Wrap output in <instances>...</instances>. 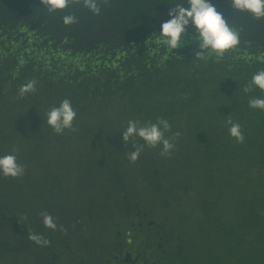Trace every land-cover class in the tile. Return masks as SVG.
Segmentation results:
<instances>
[{
	"label": "trees",
	"instance_id": "obj_1",
	"mask_svg": "<svg viewBox=\"0 0 264 264\" xmlns=\"http://www.w3.org/2000/svg\"><path fill=\"white\" fill-rule=\"evenodd\" d=\"M210 2L239 30L240 43L223 57L208 51L200 60L191 25L172 52L157 39L169 10L188 7L187 0H97L98 15L83 0L53 13L40 0H0V156L67 135L53 131L46 113L69 99L77 113L70 135L82 144L79 153L93 145L130 153L145 142H124L129 120L141 126L167 120L165 136L180 133L171 155H160L162 145L145 146L141 154L176 161L181 169L193 160L220 169L214 166L219 161L240 163L242 172L245 162L259 168L264 182V111L249 107L264 91L243 90L264 70V18L234 11L230 0ZM65 15L77 22L65 25ZM33 79L35 93L20 98V86ZM229 118L240 124L243 143L229 135ZM248 178L255 177L249 172Z\"/></svg>",
	"mask_w": 264,
	"mask_h": 264
},
{
	"label": "flooded vegetation",
	"instance_id": "obj_2",
	"mask_svg": "<svg viewBox=\"0 0 264 264\" xmlns=\"http://www.w3.org/2000/svg\"><path fill=\"white\" fill-rule=\"evenodd\" d=\"M64 132L56 143L22 145V177L0 174V264H264V190L248 196L254 178L237 186L238 201L212 176L204 182L200 198L229 208L223 222L222 214L210 220L188 202L195 194L190 175L176 195L160 157L140 154L131 163L125 153L112 162L111 153L94 145L79 153L82 144ZM42 212L54 218L56 230L44 226ZM33 233L48 244L31 241ZM239 243L255 260L226 262L228 244Z\"/></svg>",
	"mask_w": 264,
	"mask_h": 264
},
{
	"label": "clouds",
	"instance_id": "obj_3",
	"mask_svg": "<svg viewBox=\"0 0 264 264\" xmlns=\"http://www.w3.org/2000/svg\"><path fill=\"white\" fill-rule=\"evenodd\" d=\"M107 2V0H105ZM40 3L47 8L49 13L57 10H64L70 4L80 3V0H40ZM83 4L93 14L98 15L100 7L97 0H83ZM188 7L183 4L173 6L168 15L171 17L161 24L158 42L162 44L167 51L172 52L182 46V36L187 34V28L191 25L195 29L196 40L200 51L195 55L200 60H206V52L211 51L219 57H223L226 52L233 50L240 43V32L233 26H230L223 18L222 13L218 12L210 0H187ZM230 6L234 11H247L254 18H264V0H230ZM63 23L71 25L77 22L74 15L63 16ZM36 80H30L20 86L18 95L23 98L26 94H32L36 91ZM253 87H258L264 91V70H259L252 76L250 83L243 89L249 92ZM249 107L264 111V98H253L249 100ZM47 124L56 134H62L65 129L75 131L73 121L76 118V111L72 107L69 99L61 101L58 107H52L47 113ZM227 123L229 135L238 143L245 140L239 123H234L231 118ZM171 131V125L167 120H159L157 123H146L139 125L137 121L129 120L125 131H123V140L128 143L131 139L139 137L145 143L134 144L135 151H131L128 159L135 163L144 150L145 146L156 148L162 145L161 156L171 155L175 148L174 140L180 136L179 132L173 133L172 137H166L165 133ZM18 149H13V154L0 156V174L4 177L19 178L24 175L25 168L18 162L15 154ZM45 227L56 230L57 224L54 218L46 213H41ZM38 245H47L48 241L44 240L40 234H30L28 237Z\"/></svg>",
	"mask_w": 264,
	"mask_h": 264
},
{
	"label": "rangeland",
	"instance_id": "obj_4",
	"mask_svg": "<svg viewBox=\"0 0 264 264\" xmlns=\"http://www.w3.org/2000/svg\"><path fill=\"white\" fill-rule=\"evenodd\" d=\"M103 150L112 154V162H120L123 157L121 153L113 151L107 146H105ZM162 162L165 163V169H167L166 182L169 184L173 183L172 188L175 190L176 195L181 194L180 187L184 182V175H190L189 183L195 190V194L188 198V202L190 203L195 201L198 209H200L202 213L208 215L210 217V220H220L222 214L223 222L225 220V214L229 213V208L227 206L212 205L211 203L205 202L200 198L203 184L204 182L209 181V178L211 176L213 180L223 183V185L225 186L226 194L233 201H238L242 198V194L235 193V190L237 189V186L241 184L242 180L248 179L249 172H251L255 178L252 181L248 180L247 182L248 196H250L249 191H252V195H254L256 191L263 192L264 190L262 172L259 170V168L247 166L245 162L243 163V165L246 167L242 172L238 169L240 163L224 164L222 162L215 161L214 166H218L220 168L216 169L215 167L206 168L204 167V165L193 160L190 167L181 169L180 163L176 161L164 158ZM171 170H175L177 171V173H171ZM132 189L135 191V186H132ZM84 195L87 196V193H85ZM249 203H251V201H249ZM209 221L200 224L198 226V229L204 228ZM251 256L252 254L249 251V247L247 245H243V243H239L238 245H231L225 252L226 262L235 261L236 263H242L246 259L255 260L256 257L251 258ZM262 261L264 262V254L262 256ZM5 264H15V262L13 260H10Z\"/></svg>",
	"mask_w": 264,
	"mask_h": 264
}]
</instances>
